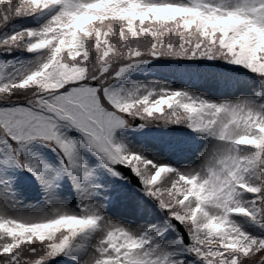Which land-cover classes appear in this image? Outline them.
Returning <instances> with one entry per match:
<instances>
[{"label": "snow or ice", "instance_id": "1", "mask_svg": "<svg viewBox=\"0 0 264 264\" xmlns=\"http://www.w3.org/2000/svg\"><path fill=\"white\" fill-rule=\"evenodd\" d=\"M0 264H264V0H0Z\"/></svg>", "mask_w": 264, "mask_h": 264}, {"label": "rangeland", "instance_id": "2", "mask_svg": "<svg viewBox=\"0 0 264 264\" xmlns=\"http://www.w3.org/2000/svg\"><path fill=\"white\" fill-rule=\"evenodd\" d=\"M148 79H162L167 82H175L177 86H187L186 84L181 83L180 81L176 80L174 77H171L164 73H157L155 75H149L147 77ZM196 85V88L194 90L199 91L201 87H203L201 82H193ZM177 133H179L181 130L176 129ZM139 139V138H138ZM143 139L146 140L148 143V146L151 148V151L154 153H157L161 156L162 159H169L170 162H173L174 160H177L181 158V156L175 154V153H169L165 149V140H161L160 142H153L150 139V136H146ZM205 150V149H204ZM203 150V151H204ZM202 151V152H203ZM201 162V154L194 160L191 164L185 165L186 167H192ZM133 181L136 180L135 178L132 179ZM31 177H29L26 173L21 174L20 176V191H21V199L23 202V205H32L36 204L41 197L39 196V189L38 186H36L34 181H31ZM138 183V181H137ZM136 185V184H133ZM67 195H69V200L71 199V191L70 189L66 192ZM112 211L115 214L123 215L129 219L134 218V208L131 204H128L126 206H120L113 208Z\"/></svg>", "mask_w": 264, "mask_h": 264}, {"label": "trees", "instance_id": "3", "mask_svg": "<svg viewBox=\"0 0 264 264\" xmlns=\"http://www.w3.org/2000/svg\"><path fill=\"white\" fill-rule=\"evenodd\" d=\"M259 258V254H257V259Z\"/></svg>", "mask_w": 264, "mask_h": 264}]
</instances>
